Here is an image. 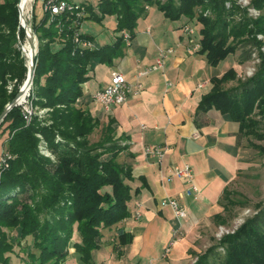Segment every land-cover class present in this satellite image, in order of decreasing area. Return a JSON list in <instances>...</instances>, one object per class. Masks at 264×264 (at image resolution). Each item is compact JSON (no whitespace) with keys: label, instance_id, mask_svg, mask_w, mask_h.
<instances>
[{"label":"trees","instance_id":"1","mask_svg":"<svg viewBox=\"0 0 264 264\" xmlns=\"http://www.w3.org/2000/svg\"><path fill=\"white\" fill-rule=\"evenodd\" d=\"M18 0H0V114L15 97L27 76L26 59L18 45L25 39L19 29ZM72 9L58 15L43 11L33 15L37 38L34 76L27 96L32 110L24 119V105L11 109L0 124V138L7 132L0 155V263L22 241L31 240L29 264H63L72 248L84 264L101 240L129 216L133 180L129 165L119 156L128 149L115 137L113 120L102 127L98 141L89 137L99 128V119L78 106L82 86L88 81L92 61L110 66L126 46L123 34L135 35L137 21L156 7L166 19L182 17L197 23L199 53L216 67L237 53V64L259 63L243 81L234 69L212 78L211 90L197 107L199 113L215 109L239 126V136L263 139L259 133L264 116V0H251L260 16L252 19L234 0H71ZM77 6V8H75ZM83 8V12H81ZM82 13V15H81ZM208 13V14H207ZM79 15V16H78ZM115 17L114 43L95 48L93 37L81 32L85 21L101 23ZM236 81V86L223 85ZM9 87V88H8ZM55 160L40 153L41 139ZM42 147V146H41ZM255 150L259 149L258 147ZM260 152L264 148L260 147ZM16 231L10 238L7 231ZM112 250L120 255L132 235L116 230ZM194 264H264V202L232 233L224 234L199 255Z\"/></svg>","mask_w":264,"mask_h":264},{"label":"crops","instance_id":"2","mask_svg":"<svg viewBox=\"0 0 264 264\" xmlns=\"http://www.w3.org/2000/svg\"><path fill=\"white\" fill-rule=\"evenodd\" d=\"M107 20L116 25L115 17H105L94 33L82 30L86 21L81 25V32L93 37L95 48L110 45L117 37L115 25L112 31L106 28ZM185 26L193 28L192 35L184 32ZM134 33L110 66L92 61L78 100V106L89 110L102 126L113 120L115 137L128 146L119 161L130 166L133 178L128 183L129 216L107 231L100 247L91 252V264H194L215 244L218 228H226L224 194L254 164L253 151L240 142L236 122L215 109L197 111L201 98L212 88L211 79L221 78L230 68L239 79L242 64H237L235 54L225 60H229L226 64L210 66L199 53L197 26L184 17L170 21L156 7L148 8ZM167 49L172 53L161 69L139 75ZM114 72L122 73L131 85L140 84L141 91L105 111L93 95L109 84ZM147 147L164 148L160 162L145 152ZM185 164L192 169L197 189L187 199L180 198L187 186L179 179L168 180L169 170ZM164 198L176 199L187 217L176 218L169 207L161 205ZM117 229L132 235L120 255L112 250ZM63 264L84 263L70 248Z\"/></svg>","mask_w":264,"mask_h":264},{"label":"rangeland","instance_id":"3","mask_svg":"<svg viewBox=\"0 0 264 264\" xmlns=\"http://www.w3.org/2000/svg\"><path fill=\"white\" fill-rule=\"evenodd\" d=\"M87 1L90 2L93 6H95L99 0H87ZM160 1H166V0H160ZM234 1H236V3L239 4L241 7L246 8L248 12V16L252 19H256L260 16V14H262L260 13L259 10L250 7L251 0H234ZM244 2H247V4H244ZM82 9L83 8L80 9L81 12H83ZM26 11H28L27 13V17L29 18L28 23H30L32 28L33 15L35 21H39L43 15L44 10L42 6V0H32V2L27 6ZM107 22L108 23L106 24V28L112 31L115 25V21L110 22L109 20H107ZM192 22H193V26L197 25L195 21ZM96 29H99V25L97 23H93L90 21L88 22L86 21V23L82 27L83 31H88L89 33H94V30ZM110 31L108 32V34L110 33ZM257 39L259 41L261 40L264 42V35H260V34L257 35ZM21 43L22 45H24L26 43L25 39H23V42ZM260 50L264 54V44L262 45ZM238 54L239 53H237V55ZM257 56L258 54L254 53L253 60L242 64L241 69L239 70L240 81H243L254 74L256 70V66L259 63ZM228 61H225L224 63L226 64L228 63ZM26 65H27V59H26ZM237 83L238 82L236 81L228 82L223 85V88L227 89V87L230 88L236 86ZM22 105H24V107H29L27 104V96L24 99ZM34 111L38 113L40 117H43V115L46 113V110L35 109ZM34 111L32 110V112ZM255 119L260 121L259 133L261 135L262 134L264 135V116L262 118L256 116ZM103 126L100 125L99 128H97L93 132V134L89 137L91 143L99 140ZM6 138H7V132H5L0 138V155L1 152L5 150ZM40 139L42 146V147L40 146V153L44 157L50 159L51 161H54L55 156L52 153H50L48 150H45L44 148L45 144L42 138ZM239 139L243 145L247 146L253 151L252 162L254 164L252 165V167H250L251 169L248 172L240 175L234 181V183L230 185L229 189L226 191V193L223 196V204L225 206V211H226V216H225L226 220H224L223 224H226L225 229L226 231L229 232L231 231L233 232L235 229H237V227H239L243 223L244 220L254 215L256 212V208L264 202V152L263 153L260 152V147L264 148V138L256 139L253 136L240 135ZM253 146H255V148L258 147L259 149L255 150L253 149L254 148ZM7 234L9 235L10 238H13L16 235V231L14 230L7 231ZM215 240L216 243L218 241V238L216 237ZM29 251H33L31 247L30 239L27 241H22L20 246L15 245L14 252L12 254L7 255L10 258L9 264H29L28 261L29 259L27 257V253Z\"/></svg>","mask_w":264,"mask_h":264},{"label":"built area","instance_id":"4","mask_svg":"<svg viewBox=\"0 0 264 264\" xmlns=\"http://www.w3.org/2000/svg\"><path fill=\"white\" fill-rule=\"evenodd\" d=\"M70 2L71 0H42V6L43 10L48 11L50 15H58L72 9ZM244 4H247V2H244ZM75 8H77V6ZM28 26L31 27L30 23L28 24ZM184 32L190 36L193 34L194 30L189 26H185ZM123 37L126 41V45L129 44L130 39L128 33H124ZM170 53H172L170 49L160 51L155 60V64L139 75H146L150 71L161 69L163 67L165 58ZM140 91V84L131 85L125 80L122 73L114 72L111 74L109 84L103 89H100L94 93L93 100L94 102L99 104L105 111H109L112 107L124 104L128 96L138 94ZM31 114V108L24 107V119L26 121L29 120ZM145 152L152 155L158 162H160L163 157L164 148L147 147L145 149ZM173 179H179L187 186L185 191L180 195V198L187 199L197 193V189L193 183V172L189 165L185 164L182 167L175 166L171 170H169L168 180L172 181ZM161 205L163 207H169L172 210L174 216L178 219H185L187 217V211L185 210V208L180 206L176 199L164 198L161 201ZM136 216L139 217L140 214L137 213ZM228 233H232V231L229 232L226 231L225 228L219 227L216 232V237L219 240L224 234Z\"/></svg>","mask_w":264,"mask_h":264},{"label":"water","instance_id":"5","mask_svg":"<svg viewBox=\"0 0 264 264\" xmlns=\"http://www.w3.org/2000/svg\"><path fill=\"white\" fill-rule=\"evenodd\" d=\"M17 9H18V13H19V29L18 30H20L21 29V23L20 22L23 19L22 11L20 8V0H18ZM23 30H24V35H25V42L28 44V47H29V51H28L29 55L24 52V48H23L22 43L19 40V38H18V45L20 46L21 52L23 54L25 53L24 55L27 59V65H26L27 76H26L24 83L19 88L15 97L5 106L4 110L1 112L0 124L4 120L7 113L11 109H13L14 107L19 106L23 103L26 96H28L29 91H30L31 86H32V80H33V76H34L35 56L37 53V39H36L35 33L31 27L27 26V28L25 27V28H23Z\"/></svg>","mask_w":264,"mask_h":264},{"label":"bare ground","instance_id":"6","mask_svg":"<svg viewBox=\"0 0 264 264\" xmlns=\"http://www.w3.org/2000/svg\"><path fill=\"white\" fill-rule=\"evenodd\" d=\"M32 2V0H20V8H21V11H22V14H23V19L21 20V28H27V26H28V17H27V13H28V11H26V8H27V6L30 4ZM31 7V6H30ZM29 8V7H28ZM29 16V15H28ZM28 27H30V26H28ZM23 48H24V52L26 53V54H28L29 55V53H28V51H29V47H28V44L27 43H25L24 45H23ZM24 53V54H25Z\"/></svg>","mask_w":264,"mask_h":264}]
</instances>
